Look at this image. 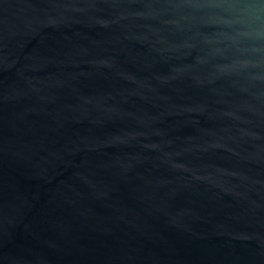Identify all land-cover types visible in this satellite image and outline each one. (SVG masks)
Returning <instances> with one entry per match:
<instances>
[{
    "label": "water",
    "instance_id": "1",
    "mask_svg": "<svg viewBox=\"0 0 264 264\" xmlns=\"http://www.w3.org/2000/svg\"><path fill=\"white\" fill-rule=\"evenodd\" d=\"M0 264H264V0H0Z\"/></svg>",
    "mask_w": 264,
    "mask_h": 264
}]
</instances>
